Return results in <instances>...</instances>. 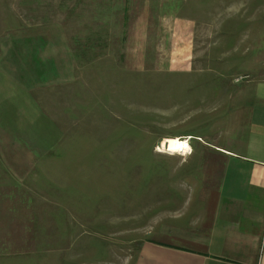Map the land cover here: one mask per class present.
Returning a JSON list of instances; mask_svg holds the SVG:
<instances>
[{"label":"rangeland","instance_id":"1","mask_svg":"<svg viewBox=\"0 0 264 264\" xmlns=\"http://www.w3.org/2000/svg\"><path fill=\"white\" fill-rule=\"evenodd\" d=\"M263 76L264 0H0V264L193 231Z\"/></svg>","mask_w":264,"mask_h":264},{"label":"crops","instance_id":"2","mask_svg":"<svg viewBox=\"0 0 264 264\" xmlns=\"http://www.w3.org/2000/svg\"><path fill=\"white\" fill-rule=\"evenodd\" d=\"M239 92L242 116L222 149L214 196L202 199L210 210L201 201L193 231L154 233L134 264H264V76Z\"/></svg>","mask_w":264,"mask_h":264},{"label":"bare ground","instance_id":"3","mask_svg":"<svg viewBox=\"0 0 264 264\" xmlns=\"http://www.w3.org/2000/svg\"><path fill=\"white\" fill-rule=\"evenodd\" d=\"M161 147L164 149L163 151L167 152V153H172V152L179 150V149L184 150L186 152H188L190 150V146H189L188 140L186 138L185 139L177 138L171 144H166V143L162 142Z\"/></svg>","mask_w":264,"mask_h":264},{"label":"built area","instance_id":"4","mask_svg":"<svg viewBox=\"0 0 264 264\" xmlns=\"http://www.w3.org/2000/svg\"><path fill=\"white\" fill-rule=\"evenodd\" d=\"M259 264V263H258Z\"/></svg>","mask_w":264,"mask_h":264}]
</instances>
